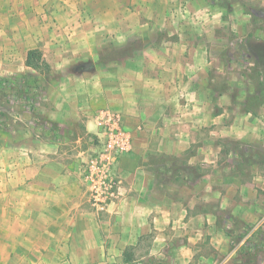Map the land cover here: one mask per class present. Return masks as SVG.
I'll list each match as a JSON object with an SVG mask.
<instances>
[{"label":"crops","instance_id":"crops-1","mask_svg":"<svg viewBox=\"0 0 264 264\" xmlns=\"http://www.w3.org/2000/svg\"><path fill=\"white\" fill-rule=\"evenodd\" d=\"M251 4L264 10L0 0V78L32 71L34 49L60 75L37 110L48 125L21 100L2 108L0 264H241L249 235H236L264 230V78L250 76L264 64L243 51L259 41ZM101 109L123 116L135 147L114 168L122 196L97 212L81 168Z\"/></svg>","mask_w":264,"mask_h":264},{"label":"built area","instance_id":"built-area-1","mask_svg":"<svg viewBox=\"0 0 264 264\" xmlns=\"http://www.w3.org/2000/svg\"><path fill=\"white\" fill-rule=\"evenodd\" d=\"M253 65L250 64L249 68ZM95 124L99 134L90 147L89 159L82 165L81 178L89 203L97 212H104L122 196V183L114 168L124 155L134 150V137L124 128L123 116L110 109H101Z\"/></svg>","mask_w":264,"mask_h":264},{"label":"trees","instance_id":"trees-1","mask_svg":"<svg viewBox=\"0 0 264 264\" xmlns=\"http://www.w3.org/2000/svg\"><path fill=\"white\" fill-rule=\"evenodd\" d=\"M216 3L220 7L227 9V11L234 5V1L231 0H216ZM250 14L252 17H255L253 13ZM243 51L246 54L256 55L257 61L261 64L264 63V49L260 44L258 45L254 41L247 40ZM25 65L33 73L19 74L11 78H0V90L6 92L12 87H16L17 96L23 99L25 107L36 116L35 103L38 101L39 96H41L42 88H44L46 81L51 78V69L43 59L42 53L37 49L30 50L27 53ZM261 73H264V70ZM260 75V73H256V78L259 79ZM11 126L12 123L9 116L4 112H0V137L8 135ZM245 235L249 236L237 250L238 259L241 264L264 262V230L256 229L252 231L251 227H248L244 230L243 234L236 235L234 243L240 242Z\"/></svg>","mask_w":264,"mask_h":264},{"label":"rangeland","instance_id":"rangeland-1","mask_svg":"<svg viewBox=\"0 0 264 264\" xmlns=\"http://www.w3.org/2000/svg\"><path fill=\"white\" fill-rule=\"evenodd\" d=\"M231 1H234V2H239L241 0H231ZM247 12L250 14V13H253L255 15V17H252L251 14H250V26H249V29L251 31V33L255 34L259 41H257L256 43H258V45L260 44L261 47H263L264 49V10L262 8H260L259 6H257L256 4H251L248 6V10ZM255 42V41H254ZM245 58V60L248 62H252V63H256V55L254 54H247ZM264 61V59H263ZM264 64V63H263ZM264 69V68H263ZM28 74L30 73H33L32 71H29L27 72ZM25 73V74H27ZM51 79L47 80L46 81V84L44 86L43 91L41 93V96H39L38 98V101H36L35 103V106H36V112L38 109L41 108V101L43 99V97L45 96V94L48 92V90H50L51 88V80L53 81L56 77V79L60 78V75L59 73H52L51 72ZM250 76L252 77H256V73L255 72H251L250 73ZM261 77L264 78V73H261ZM263 90H261L259 92V97H260V100H264V86L262 88ZM258 90V89H257ZM257 90L254 89V91L257 92ZM16 91H17V88L16 87H12L10 90L6 91V92H3L2 90H0V112H3L2 111V108L4 107V105L7 103L9 104L10 102V106H13L14 104L18 103L20 105V101H22L21 105H23V99L19 98L16 94ZM263 91V92H262ZM262 92V94H260ZM11 97V98H9ZM262 102V101H261ZM25 105V103H24ZM5 113V112H4ZM36 118L38 120V123L40 124H43V125H48L46 119L44 117H42L38 112H37V115H36Z\"/></svg>","mask_w":264,"mask_h":264}]
</instances>
